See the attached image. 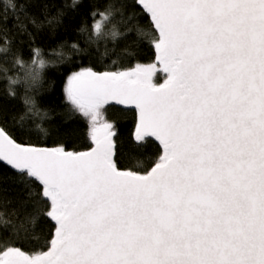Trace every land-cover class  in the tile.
Listing matches in <instances>:
<instances>
[{"label":"snow or ice","instance_id":"snow-or-ice-1","mask_svg":"<svg viewBox=\"0 0 264 264\" xmlns=\"http://www.w3.org/2000/svg\"><path fill=\"white\" fill-rule=\"evenodd\" d=\"M132 3L150 18L166 80L153 83L155 64L73 73L67 98L91 119L90 151L18 143L0 113L7 179L36 196L30 225L55 227L46 251L5 241L0 264H264V0ZM126 6L98 13L93 38L116 39L106 27ZM112 100L136 110L131 151L162 146L146 172L119 168L113 124L96 123Z\"/></svg>","mask_w":264,"mask_h":264},{"label":"trees","instance_id":"trees-1","mask_svg":"<svg viewBox=\"0 0 264 264\" xmlns=\"http://www.w3.org/2000/svg\"><path fill=\"white\" fill-rule=\"evenodd\" d=\"M13 3L16 8H7L6 18L0 22V113L5 117L4 125L24 145L88 151L92 147V122L90 117L74 110L68 100L69 78L88 68L110 72L127 70L136 64H155L151 41L156 32L149 16L132 0H77L75 6L73 0H13ZM117 3L127 6L114 13L106 31L110 32L115 25L120 35L116 39L110 35L94 39L92 25L101 21L98 13ZM6 4L7 0H0V14ZM37 49L43 54V66L33 63L32 53ZM17 59L23 64H18ZM156 69V84H160L166 77ZM25 99L33 102L32 112H28L31 106L25 105ZM19 115H24V119L20 120ZM101 118L114 126L118 167L148 171L162 151L154 141L147 149L130 150L137 124L135 112L102 108ZM13 175L0 164V247L9 241L15 246L27 243L24 251H46L54 224L47 221L43 227L30 225L36 196L27 195L26 189L7 179ZM43 210L47 211V207ZM4 220L8 221L6 226Z\"/></svg>","mask_w":264,"mask_h":264},{"label":"water","instance_id":"water-1","mask_svg":"<svg viewBox=\"0 0 264 264\" xmlns=\"http://www.w3.org/2000/svg\"><path fill=\"white\" fill-rule=\"evenodd\" d=\"M140 7V9L143 11V9H142V7L141 6H139ZM144 12V11H143ZM146 15H148L146 12H144ZM155 56H156V61H155V65H156V67H158L159 68V72L164 76V77H166L167 76V74L166 73H164L163 72V66L159 63V60H158V53H157V50L155 49ZM95 72H97V71H95ZM152 80H153V83H156V78H155V73L153 74V77H152ZM166 80V79H165ZM165 80L162 82V83H160V84H163L164 82H165ZM108 107H115V108H120V109H122V110H124V111H133V112H135V114H136V121H137V113H136V110L134 109V106H132V105H122V104H120L118 101H115V100H112V101H109L106 105H104L102 108H104V109H107ZM135 130H136V127H135ZM134 130V131H135ZM115 139H116V133H115V135L113 136V140L115 141ZM154 141V140H153ZM18 142V141H17ZM157 145H158V147L160 148V151H162V146L161 145H159V142L158 141H154ZM19 143V142H18ZM91 144H92V147L88 150V151H90L93 147H94V141H92L91 140ZM29 146V145H28ZM35 147V146H34ZM36 147H38V146H36ZM40 148H52V147H40ZM66 150V149H65ZM67 151V150H66ZM68 151H71V150H68ZM116 151H117V143H116ZM72 152H74V151H72ZM82 152H87V151H82ZM114 159L116 160L117 159V153H116V156L114 157ZM0 164L1 165H3L4 167H7L8 169H9V167L8 166H6L3 162H0ZM118 166V165H117ZM52 223L54 224V221H52Z\"/></svg>","mask_w":264,"mask_h":264},{"label":"rangeland","instance_id":"rangeland-1","mask_svg":"<svg viewBox=\"0 0 264 264\" xmlns=\"http://www.w3.org/2000/svg\"><path fill=\"white\" fill-rule=\"evenodd\" d=\"M101 121H103V119L101 118V115H100V116L97 117V121H96V123L98 124V123H100Z\"/></svg>","mask_w":264,"mask_h":264}]
</instances>
